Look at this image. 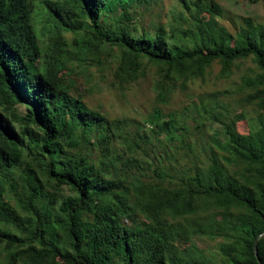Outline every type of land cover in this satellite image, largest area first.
I'll return each mask as SVG.
<instances>
[{"label": "trees", "instance_id": "trees-1", "mask_svg": "<svg viewBox=\"0 0 264 264\" xmlns=\"http://www.w3.org/2000/svg\"><path fill=\"white\" fill-rule=\"evenodd\" d=\"M35 1L0 0V264H264V235L254 252L264 231V26L246 17L229 31L215 0H178L169 29L134 23L159 0H41L55 11V45L44 53ZM61 30L75 35L76 55L115 50L116 91L156 66L149 134L59 87L72 57ZM248 57L258 72L243 76L240 89L260 111L257 127L239 134V115L223 119L202 105L206 119L222 124L223 142L174 168L175 141L189 149L181 157L194 155L190 126L165 118L160 104L213 62L226 77ZM179 231L220 239L222 261L177 246Z\"/></svg>", "mask_w": 264, "mask_h": 264}, {"label": "rangeland", "instance_id": "rangeland-1", "mask_svg": "<svg viewBox=\"0 0 264 264\" xmlns=\"http://www.w3.org/2000/svg\"><path fill=\"white\" fill-rule=\"evenodd\" d=\"M58 3H65L66 0H52ZM222 6L224 13L218 21L224 25L229 31L234 32L243 21V18L249 17L254 22H258L264 26V2L250 0H215ZM33 23L39 38L40 45L45 52H50L55 45L52 39L56 29L52 20L51 12L55 15V11L42 5L41 0L34 2ZM181 9L178 0H159L151 9L143 10L137 16L134 22L138 26L151 29L153 25H164L169 29V25L174 23L173 16ZM206 13L203 15L206 18ZM67 42V48L71 51V59L67 62L69 69L63 70L59 74V87L70 88L74 95H79L85 103L92 109L98 110L109 119L122 118L134 120L140 124H144L143 128L147 134L153 125L147 121L148 116L155 105L154 89L155 80L158 78L156 74V66L148 63L146 74L137 82L132 83L122 92L116 91L109 86L112 78L111 70L114 68V58L111 54H115V50L99 52V55H93L90 52L76 55V44L73 41L75 35L72 32L61 30ZM109 54V55H108ZM221 65L213 62L207 68L203 79L195 78L185 83V90L180 87L176 88L170 101L166 104H160L166 118L168 113L184 119L190 128L186 134L193 146V154L181 157V151H188V147L178 142L172 145V152L179 161L174 162V168H180L185 163H189L190 159L202 158L210 147L218 149L217 141L223 142L222 124L217 121L206 119L208 114L203 111L202 105L208 108L214 105L213 111L221 112L223 119H230L234 115L240 118L236 122L235 130L239 134H245L250 129L257 127V116L260 111L253 105L242 101L245 91L240 89L241 78L245 75L252 76L258 72L251 57L239 59L234 62L230 74L226 77L220 76ZM219 94L215 99L209 98L208 95L216 91H225ZM23 106H18V111L23 113ZM210 111V112H213ZM264 113V111H262ZM204 120L201 128L196 127V122ZM182 121L178 124V128ZM177 152V153H176ZM158 152L151 153L150 157L156 160ZM135 170V168H133ZM64 194L68 193L66 187L62 188ZM220 239H211L203 235H191L184 231L176 234L175 244L181 248L192 246L203 252L204 254L214 257L221 262L222 258L218 252V243Z\"/></svg>", "mask_w": 264, "mask_h": 264}, {"label": "water", "instance_id": "water-1", "mask_svg": "<svg viewBox=\"0 0 264 264\" xmlns=\"http://www.w3.org/2000/svg\"><path fill=\"white\" fill-rule=\"evenodd\" d=\"M263 235H264V231L261 232V233H259L258 236H257V237L255 238V240H254V252H255L256 256H257L256 242H257V239H258L259 237H262Z\"/></svg>", "mask_w": 264, "mask_h": 264}]
</instances>
